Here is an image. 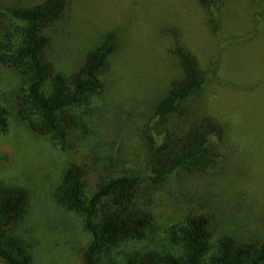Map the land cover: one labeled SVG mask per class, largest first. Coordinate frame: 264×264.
<instances>
[{
	"label": "rangeland",
	"instance_id": "obj_1",
	"mask_svg": "<svg viewBox=\"0 0 264 264\" xmlns=\"http://www.w3.org/2000/svg\"><path fill=\"white\" fill-rule=\"evenodd\" d=\"M45 1L0 0V102L5 108L0 182L21 186L29 194L26 219L13 234H21L18 238L30 249L34 264L84 262L90 234L82 219L59 202L72 161L85 165L89 192L104 171L101 158L119 157L114 164L119 170L149 172L147 136L184 135L203 115L215 117L223 127L221 160L208 172L180 170L158 191L145 189L142 199L156 221L138 246L179 251L177 231L188 215L196 214L210 218L213 243L227 234L262 240L264 0H68L65 13L44 29L50 41L43 58L53 75L64 73L72 85L89 52L112 34L117 40L104 89L65 114L76 117L68 152L24 119L19 97L27 93L31 77L2 60L20 40L23 23L13 9ZM215 12L216 31L211 23ZM176 41L194 56L207 80L174 114L158 120L157 109L185 79L173 50ZM46 88L50 93L52 83ZM127 258L121 247L102 255L98 264H128Z\"/></svg>",
	"mask_w": 264,
	"mask_h": 264
},
{
	"label": "trees",
	"instance_id": "obj_2",
	"mask_svg": "<svg viewBox=\"0 0 264 264\" xmlns=\"http://www.w3.org/2000/svg\"><path fill=\"white\" fill-rule=\"evenodd\" d=\"M68 4V0H46L36 6L14 8L13 15L23 23L20 40L13 51L2 56L4 64L31 77L27 93L19 97L22 116L36 133L51 138L64 152L69 151L70 129L76 122L74 114H65L104 89L117 43L116 34H112L107 42L90 51L82 71L73 76L72 85L64 73L53 75L51 64L43 58L50 41L44 29L65 13ZM211 23L215 31L219 29L216 12ZM173 50L184 66L185 79L173 86L168 100L157 109L158 120L174 114L182 101L207 80L194 56L179 41L173 44ZM49 82L53 86L50 93L46 88ZM4 124L5 108L0 102V127ZM222 129L218 119L203 115L184 135L165 132L153 138L150 134L146 139L149 172L119 170L120 165L114 166L119 157L101 158L99 163L104 171L91 192L85 165L72 161L59 188V202L66 211L82 219L90 234L83 264H98L102 255L121 247L126 248L128 264H264V238L255 241L227 234L213 243L211 221L205 214L188 215L180 225L177 252L138 246L148 238L156 221V215L142 199L145 189L158 191L164 181L180 170H212L222 157ZM28 207L25 188L0 182V261L4 264H34L30 249L18 238L21 234H13L23 225Z\"/></svg>",
	"mask_w": 264,
	"mask_h": 264
}]
</instances>
